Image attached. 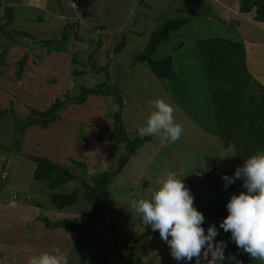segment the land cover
<instances>
[{
	"label": "rangeland",
	"instance_id": "obj_1",
	"mask_svg": "<svg viewBox=\"0 0 264 264\" xmlns=\"http://www.w3.org/2000/svg\"><path fill=\"white\" fill-rule=\"evenodd\" d=\"M188 5H192L190 11L228 14L218 18L222 23L213 25L217 36L228 34L231 39L242 33L248 39L253 35L264 41V30L257 29L264 20H257L253 11L235 14L231 0H0V264H27L29 255L43 248L50 251L47 246L60 249L67 257L71 250L74 254L68 264H127L119 254L139 234L151 230L141 225L129 201L149 197L156 180L168 171L182 176L194 207L205 218V233L209 224L216 225L219 234L215 241H224L225 256L235 257L222 264H261L237 248L230 232L219 228L231 195L246 191L242 180L225 187L222 177L233 176L244 160L232 144L225 146L214 115L204 105L208 90L205 73L196 62L195 42L175 52L182 58V73L171 39L161 42L151 56H170L176 78L188 79L184 92L185 82L174 79L171 83L178 90L176 105L170 103L165 88L170 78L160 81L143 54L150 33L168 20L185 17L175 14ZM75 23L76 28L65 29ZM254 25L258 26L252 28ZM48 39L60 42L51 46L41 42ZM94 63L101 67L98 71L91 66ZM98 83L121 95L122 127L129 139L139 143L135 155L103 186L107 194L97 212L85 200L86 186L115 168L125 151L123 144L111 138L113 114L118 111L112 99L115 94L88 95L82 104L65 102L58 120L45 130L37 125L22 129L21 125L31 119L32 110L77 98L82 87ZM253 89L252 83L248 93L255 94ZM157 98L174 107V118L183 126L180 139L167 146L158 136L141 138L137 133L151 111L148 101ZM41 158L68 170L74 178L53 188L50 179H34L32 173ZM74 192L73 203L59 208L55 195L63 198ZM55 221L62 226L47 227ZM77 223L81 230L94 233L96 245L79 237ZM84 240L87 256L80 247L72 248L73 243ZM139 243L131 257L135 264H195V258L175 260L160 234ZM201 264L205 262L201 260Z\"/></svg>",
	"mask_w": 264,
	"mask_h": 264
},
{
	"label": "trees",
	"instance_id": "obj_2",
	"mask_svg": "<svg viewBox=\"0 0 264 264\" xmlns=\"http://www.w3.org/2000/svg\"><path fill=\"white\" fill-rule=\"evenodd\" d=\"M238 1V9L240 12H248L255 9V18L260 21L264 20V0ZM4 9L7 8H3L2 10L4 11ZM192 9L193 8H191V10ZM197 12L193 16H197L195 17L197 19H203V16ZM178 23V20H168L161 26L159 25L156 30H153L150 33L151 35L146 42L143 52L146 56L149 67L160 81H162V79L170 78V81L167 79L165 82L168 92H170L169 84H171L174 79H179L178 77V79L176 78L177 73H174V60L172 61L170 56L158 59L151 56L155 54V50L161 42L166 39H171L169 37L171 32L179 30L180 26ZM203 24L204 22L199 25ZM76 27L77 23L74 25L68 24L65 29L70 30ZM199 29L200 32L195 31L192 36L186 31H182L179 36L186 39L181 43L176 42L177 45L175 44V46L172 47V51L175 54V52L179 50L180 44L185 43L186 46H189V43L195 42V52L197 51V53H194L195 57L198 55L199 60L196 62L198 66H200V69L203 70V73H205L204 75L208 83V93L203 101L204 105L210 110L211 114L214 115L215 125H217L221 136L224 138L225 146L232 144L236 151L239 152L240 157H242L243 160L247 159L250 155L264 150V87L256 82L248 72L245 62L244 46L240 41L217 37L213 35V32L216 31L215 29H210V31L201 30V28ZM74 34L76 35L77 33L74 31ZM190 38H194V40ZM41 42L44 45L51 46L54 43H59L60 40L48 39ZM173 43H175V41ZM180 58V54L176 53L175 60L181 72L182 58ZM91 66L95 71H98L97 69L101 68L96 66L95 63ZM179 82H185L183 92L186 91V82H188V79L182 77L181 80L179 79ZM252 83L255 84V89L256 87L258 88L256 90L253 89L255 94L248 93L247 91V88H249L250 85L252 86ZM256 92H259V94ZM111 94H115L112 99L113 102L118 105V111L113 114L111 138L115 142L123 144L125 151L119 155L117 166L115 168L102 172L94 179L92 186H86V193L84 195L85 200L92 203L97 209V212L100 210V201L107 194L106 190L103 189V186L108 185L109 181L122 170L129 158L135 155V149L139 143L136 139H129V133L124 130V127H122L120 109L122 108L123 101L121 95L111 91V89H106L105 83H98L91 88L82 87L77 98L70 100V97H67V100H63V102L56 100V102L52 103L44 110H32L30 114L31 119L21 125L22 129L26 128L28 125H37L45 130L49 125L58 120L59 108L60 106H63L65 102L73 101L77 104H82L85 102L88 95L110 96ZM169 100L170 103L176 105L177 101L175 94H170ZM32 177L36 180L50 179L53 184L50 188L74 178L68 170L60 169L56 163L47 158H41L38 160V164L32 173ZM74 194L75 192L72 193L71 196L63 198L55 195L56 202L59 204L58 207L61 208L62 206L73 203ZM61 223L62 222L59 221L51 224L47 222V224H49L47 227L58 228L62 226ZM141 225L143 227H149L144 226L142 221ZM65 227L69 228L70 226L66 224ZM74 227L76 230H80L78 232L80 238H88L95 245L97 244V237L94 233L85 229L81 230L80 227L82 228V226L78 223L77 225L74 224ZM158 235L159 232L153 231L152 229L139 234L138 237L126 247L125 252L119 254L120 259L127 264H135L131 257L135 255L134 253H136V250L138 249L139 242L146 240L150 236ZM96 255L98 258L101 256L100 250L97 251Z\"/></svg>",
	"mask_w": 264,
	"mask_h": 264
},
{
	"label": "clouds",
	"instance_id": "obj_3",
	"mask_svg": "<svg viewBox=\"0 0 264 264\" xmlns=\"http://www.w3.org/2000/svg\"><path fill=\"white\" fill-rule=\"evenodd\" d=\"M148 104L151 111L143 125L137 128L138 135L141 138L158 136L165 146L178 141L183 126L174 118V107L161 98L150 100ZM181 177L168 171L156 180L149 197L130 200V209L141 218L144 226L159 232L177 261L195 258V264H201V260L205 264H222L226 259H235L225 256L227 245L224 241H215L219 234L216 225L209 224L205 233L202 227L205 218L194 207L193 195ZM222 178L225 187L242 180L246 191L231 195L226 204L227 215L219 228L231 233V241L238 249L264 264V150L244 159L233 176L224 174ZM27 264H68V259L57 248L29 255Z\"/></svg>",
	"mask_w": 264,
	"mask_h": 264
},
{
	"label": "crops",
	"instance_id": "obj_4",
	"mask_svg": "<svg viewBox=\"0 0 264 264\" xmlns=\"http://www.w3.org/2000/svg\"><path fill=\"white\" fill-rule=\"evenodd\" d=\"M215 1H217V0H215ZM190 2H191V0H190ZM231 2L233 4L232 7H233V10L235 11V14L236 13H239V14H242L243 15V14L255 12V9H252L249 12H240V10L238 9L239 8V1L238 0H231ZM219 5H221V3ZM191 8H192V5H188L187 10H185V11H179V10L176 11V14L175 15L181 16V14H184L185 17H182V18H179L178 19V22H179L178 25L180 26L179 30H177V31L174 30L173 32H171L169 34V37L172 39L173 42L175 41V44H176V42L177 43H181L183 40L186 39V38H182L181 36H179V34L182 31H186L191 36L193 35V33L195 31H197V32L199 31L200 32V29L199 28H201V30L210 31V29H215V28H213V25L215 26L217 23H222V21H220V20H219L220 22H218V18H220V17H228V14L227 13H225V14L224 13H221L219 10H217L218 13H216L215 11H212V12H207L206 11V12H203V13L197 12V11H193L194 12L193 13V12H190ZM228 8L230 9V7L225 6V9H228ZM196 12L199 13L200 15H202L203 16V19H197V18H195L197 16H193V15ZM191 14H193V15H191ZM242 15H240V16H242ZM202 22H204V24L203 25H199ZM227 23L228 24L231 23V20L228 19V18H227ZM260 23L263 25L262 27L261 26H258V25H254V27H252V28H255V27L258 26L257 29L264 30V21L263 22H260ZM222 26L224 28H227L223 24H222ZM232 31L235 32L236 30H232ZM215 32H217V30ZM213 35L217 36V34H213ZM227 35L228 34L224 35L223 38L230 39V38L227 37ZM206 37H209V36H206ZM217 37H221V36L218 35ZM233 37L234 38H231V40H233V41H240L243 44V46H244L245 62H246V68H247L248 72L250 73V75L252 76V78L256 82H258L260 85H262L264 87V41L259 40L257 36H253V35H252V38L248 39V37H246V34L244 35L242 33H238V35H236V33H235V35ZM175 44H174V46H175ZM184 45H185V43H182V44H180L179 47L182 48ZM202 72H203V70H202ZM176 81H179V79L176 80ZM204 82L206 84L205 85V88H206V90H208V83H207L206 77L204 79ZM169 88H170V94H175V95L177 94V92H178L177 88H174L171 84H169ZM206 94H207V92H206ZM166 96H167V94H166ZM55 229H57V228H55ZM85 242L86 241L84 240L82 244H74L73 243L72 248H75L77 246L80 247V249L83 252L84 256H87L86 252L84 251L85 250V247H86ZM38 245H39L38 246L39 248H43V247L40 246V244H38ZM46 248H49L50 249L49 252H52L54 250L53 249V246H47ZM43 249L44 250H42V251H46L45 248H43ZM73 254L74 253L70 250V252L68 253L67 259L68 258L72 259V255ZM73 259H75L74 256H73Z\"/></svg>",
	"mask_w": 264,
	"mask_h": 264
}]
</instances>
